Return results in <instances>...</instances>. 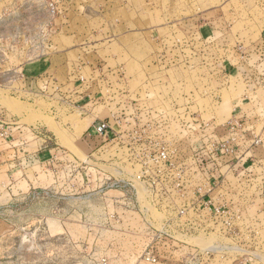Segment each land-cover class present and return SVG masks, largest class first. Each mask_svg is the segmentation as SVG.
Returning a JSON list of instances; mask_svg holds the SVG:
<instances>
[{"label": "rangeland", "instance_id": "1", "mask_svg": "<svg viewBox=\"0 0 264 264\" xmlns=\"http://www.w3.org/2000/svg\"><path fill=\"white\" fill-rule=\"evenodd\" d=\"M0 264H264V0H0Z\"/></svg>", "mask_w": 264, "mask_h": 264}, {"label": "crops", "instance_id": "2", "mask_svg": "<svg viewBox=\"0 0 264 264\" xmlns=\"http://www.w3.org/2000/svg\"><path fill=\"white\" fill-rule=\"evenodd\" d=\"M48 142L44 140L43 138L38 139L34 141V143L39 145V151L34 155L35 157H38L40 162H45L48 159L52 158L53 155V149L55 148V144L53 145V140L48 138ZM45 165L41 164V167L39 168L38 176H42L43 174L40 173V171H43Z\"/></svg>", "mask_w": 264, "mask_h": 264}, {"label": "bare ground", "instance_id": "3", "mask_svg": "<svg viewBox=\"0 0 264 264\" xmlns=\"http://www.w3.org/2000/svg\"><path fill=\"white\" fill-rule=\"evenodd\" d=\"M5 104H7L10 108H12V109H20V107H18V104L16 105V104H14V103H11V102H7V103H5ZM13 111H15V110H13ZM54 128H56L55 126H54ZM55 131V130H54ZM56 131H58V129H56ZM63 131V130H62ZM57 134V136L60 138L59 140H61V142H65V141H68L67 139L69 138H66V136L65 135H63V134H58V133H56ZM69 142V141H68ZM62 144H64V143H62ZM68 144V143H67Z\"/></svg>", "mask_w": 264, "mask_h": 264}, {"label": "built area", "instance_id": "4", "mask_svg": "<svg viewBox=\"0 0 264 264\" xmlns=\"http://www.w3.org/2000/svg\"><path fill=\"white\" fill-rule=\"evenodd\" d=\"M104 131H105V126L104 125H102V126H100L98 129H97V132L99 133V134H103L104 133ZM38 198H47L48 197V193L47 192H45L44 190H41L39 193H38Z\"/></svg>", "mask_w": 264, "mask_h": 264}]
</instances>
